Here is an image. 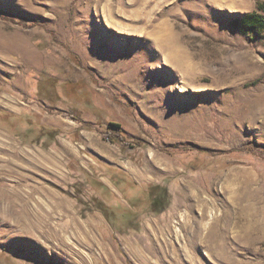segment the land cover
I'll use <instances>...</instances> for the list:
<instances>
[{
	"label": "rangeland",
	"instance_id": "obj_1",
	"mask_svg": "<svg viewBox=\"0 0 264 264\" xmlns=\"http://www.w3.org/2000/svg\"><path fill=\"white\" fill-rule=\"evenodd\" d=\"M262 3L0 0V264H264Z\"/></svg>",
	"mask_w": 264,
	"mask_h": 264
},
{
	"label": "trees",
	"instance_id": "obj_2",
	"mask_svg": "<svg viewBox=\"0 0 264 264\" xmlns=\"http://www.w3.org/2000/svg\"><path fill=\"white\" fill-rule=\"evenodd\" d=\"M260 7H263V9H264V3L260 4ZM10 19L12 21L16 20L15 18H10ZM16 21L19 22V23L21 22L20 20H16ZM237 22L240 23L244 29H248V28H254V29L264 28V19L262 18L261 14L258 13V12L248 13L245 16H243L240 20L234 21V24L237 23ZM72 84H74V83H68V85L65 86V88H63L65 90V95L71 96V94H74V92H76L77 87L73 86ZM56 91H58V88H56ZM58 93H59V91H58ZM68 115H70L71 117H73L74 119H76L78 121L83 122L86 129H88V130L94 129V126H93V124L91 122H85L83 120V118H81L77 114L71 113V114H68ZM43 127L46 128L45 126H43ZM47 129H48V132H44V134L45 135L49 134L50 135V139L53 140L55 138L57 132H58V129H56V128H47ZM103 134H104L105 139H108V140L112 141L113 143H124V144H127V145L131 143V138L132 137L129 136V134H127L124 131V129H123L121 124L116 123V122H110L108 127H107V130ZM199 149H201V151H203V152L213 153V150H211V149H206V148L205 149L204 148H199ZM249 149L254 150L253 148H249ZM111 179H112L113 183L119 189L124 185V183H132L133 186H131V187H134L135 189H139V187L144 189L146 187V186H143V185L139 184L135 180H132L130 182H128V181L126 182L125 180L118 179V178L117 179L111 178ZM88 182L95 189H97V186H100V187L106 186L101 180L93 178L89 174H88ZM124 191L125 190H123V192ZM124 194L126 195L125 199L129 198L128 194H126L125 192H124ZM149 194L152 195V191L151 190L149 191ZM112 208L115 209L117 211V213H119L121 216H124L125 218L127 216V219H128V217L134 215L135 212H138V210L136 211V210L130 209L128 206H124V205H122V206H113V205H110V208L109 209L108 208L105 209L104 213L107 216L108 220L114 226H117V227H120L118 222H117L119 218L115 217L116 214H114L115 211L112 210ZM128 220H131V219H128ZM121 221H123V219H121Z\"/></svg>",
	"mask_w": 264,
	"mask_h": 264
},
{
	"label": "bare ground",
	"instance_id": "obj_3",
	"mask_svg": "<svg viewBox=\"0 0 264 264\" xmlns=\"http://www.w3.org/2000/svg\"><path fill=\"white\" fill-rule=\"evenodd\" d=\"M8 162V161H7ZM12 167V166H11ZM8 168V167H7ZM7 171V169H5V166H3V167H1L0 166V173L1 172H6ZM24 195V194H23ZM26 214H27V216H25V215H23V217H21V218H19V223H20V221L23 223V224H25L26 226L27 225H31V221L29 220V211H26ZM41 214H43L44 215V213H41ZM39 215V214H38ZM48 215H49V213H48ZM48 215H47V217H48ZM31 216H32V214H31ZM35 217V216H34ZM32 218H33V216H32ZM33 220V219H32ZM17 223V222H16ZM38 223V222H37ZM43 224V223H42ZM24 225V226H25ZM38 225V224H37ZM41 226V225H40ZM47 226L50 228V225H49V223L47 224ZM38 229V228H37ZM44 230V229H43ZM27 234V233H26ZM43 234V233H42ZM56 234V233H55ZM59 235H60V233H59ZM31 236V235H30ZM45 236V235H44ZM56 236V235H55ZM39 237V236H38ZM27 238V237H26ZM33 238V237H32ZM48 240H49V238H47ZM52 239V238H51ZM57 243V242H56ZM63 245H65V244H63ZM66 246H67V244H66Z\"/></svg>",
	"mask_w": 264,
	"mask_h": 264
}]
</instances>
